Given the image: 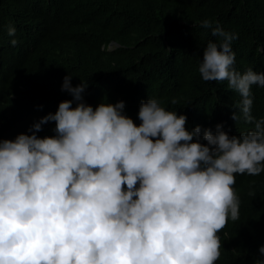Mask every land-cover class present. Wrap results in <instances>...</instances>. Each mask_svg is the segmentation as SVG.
<instances>
[{
	"label": "clouds",
	"instance_id": "clouds-1",
	"mask_svg": "<svg viewBox=\"0 0 264 264\" xmlns=\"http://www.w3.org/2000/svg\"><path fill=\"white\" fill-rule=\"evenodd\" d=\"M200 23L219 39L207 42L199 72L227 80L240 96L233 118L253 126L189 128L187 113L155 96L141 101L137 124L123 99L88 103L89 81L74 85L69 72L62 89L73 99L0 140V264H215L219 230L240 218L236 174L264 172V116L252 111L264 71L237 70L239 34ZM7 31L18 44L16 25ZM49 121L56 134L38 135ZM259 253L264 264V244Z\"/></svg>",
	"mask_w": 264,
	"mask_h": 264
},
{
	"label": "trees",
	"instance_id": "trees-1",
	"mask_svg": "<svg viewBox=\"0 0 264 264\" xmlns=\"http://www.w3.org/2000/svg\"><path fill=\"white\" fill-rule=\"evenodd\" d=\"M205 18L239 34L232 42L237 70L264 71V51H257L264 45V0H0V140L28 132L61 101L73 99L62 89L69 72L74 85L89 81L88 103L123 99L137 124L141 101L155 96L187 113L189 128L215 130L224 122L231 134L248 130L252 124L232 116L239 93L227 80H204L199 72L207 42L219 39L201 25ZM9 23L17 28L16 45ZM252 91L259 118L264 87L254 84ZM55 123L38 135H55ZM234 187L240 218L219 230L215 264H255L264 244V172L237 173Z\"/></svg>",
	"mask_w": 264,
	"mask_h": 264
},
{
	"label": "water",
	"instance_id": "water-1",
	"mask_svg": "<svg viewBox=\"0 0 264 264\" xmlns=\"http://www.w3.org/2000/svg\"><path fill=\"white\" fill-rule=\"evenodd\" d=\"M114 42H111V45L113 44Z\"/></svg>",
	"mask_w": 264,
	"mask_h": 264
}]
</instances>
